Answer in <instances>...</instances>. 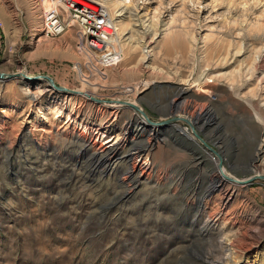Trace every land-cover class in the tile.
<instances>
[{"label": "rangeland", "instance_id": "1", "mask_svg": "<svg viewBox=\"0 0 264 264\" xmlns=\"http://www.w3.org/2000/svg\"><path fill=\"white\" fill-rule=\"evenodd\" d=\"M95 1L115 19L124 57L89 84L81 63L73 70L74 28L36 43L17 32L22 15L0 42V74L21 73L0 80V264H264V179L211 194L224 175L264 176V0ZM124 7L135 16L119 18ZM181 90L190 115L172 106ZM129 104L170 121L137 184L126 157L142 145L124 130L148 122ZM186 121L224 152L222 170ZM109 142L120 152L100 160Z\"/></svg>", "mask_w": 264, "mask_h": 264}, {"label": "built area", "instance_id": "2", "mask_svg": "<svg viewBox=\"0 0 264 264\" xmlns=\"http://www.w3.org/2000/svg\"><path fill=\"white\" fill-rule=\"evenodd\" d=\"M28 5L33 21V41L37 37L56 39L74 28L80 61L74 64L73 70L77 74L75 68L81 63L88 84L96 79L95 70L107 71L122 63L124 54L119 28L104 4L95 0H28ZM3 28L0 19V30ZM39 42L37 38L36 43ZM47 88L51 90L52 87L47 84ZM60 93L65 97L70 95L69 92Z\"/></svg>", "mask_w": 264, "mask_h": 264}, {"label": "bare ground", "instance_id": "3", "mask_svg": "<svg viewBox=\"0 0 264 264\" xmlns=\"http://www.w3.org/2000/svg\"><path fill=\"white\" fill-rule=\"evenodd\" d=\"M123 9L124 10H122V12L120 14H118V17L119 18L122 17L124 14L126 15V12L130 15V18H132L133 16H135L132 13V10L129 7H124ZM113 15L115 16V14H113ZM136 22H138V21H136ZM262 30H263V28H262ZM128 35H129V37L126 39V37ZM124 39H125V43L131 44V45H132V43H135L134 42L135 41L134 36L132 34L130 35V33H127V35L125 36ZM146 59H148V57H146ZM46 82L51 87V84L48 81H46ZM189 92L190 91H182L181 90L176 95L174 101H172V106L176 107L177 109H180V111L185 112L184 114L188 113V115H190V113H189L190 111L188 112V110L195 109V107H196V106H194L192 104V102H194V101H189V99L192 98L190 96ZM183 94L186 95V98L182 97ZM69 98L72 101V100H75L77 98V96L70 95ZM83 98H87V99H89V101H93L95 103V98H93V96H91V95H87L85 97H82V99ZM104 103L102 105H104ZM99 105H101V103ZM108 107L111 108V106H108ZM114 107H116L115 109H117L118 112L120 110L121 111L123 110V109H121V108H123V106L117 105V106H114ZM112 108H113V106H112ZM100 109H101V107H98V111H96L94 114H95V117H100V118L103 119L104 116L101 114ZM117 111H114V112L117 113ZM203 113L200 112L198 114V116L195 117V120H199V118H202L204 116V114H205V113L204 114ZM192 119H194V118L192 117ZM148 130H149V134H148ZM124 131H125V134L124 135L130 134L131 131H132V133H135L132 144H134V142L135 143L139 142L138 144L141 143V145H142V147L136 148V151L135 152H132L131 154H129L126 157L127 160H128L127 162L129 164V170H128L127 174H126L128 176L127 179H129L133 184H137L140 181V178H144L146 176V174L148 173V167H146V162L147 161L145 163H143V164L140 165L139 164V160L142 159V158H144V157H146L147 160L150 158V154L148 153L146 155V152H147V150H151V149H149V147L151 145L152 137L154 138V136H156V134H157V127H154V126L150 127L148 125V123H143V124H140V127L138 129H136V130H133V128H131V127H127V128H125ZM139 140H141V141H139ZM93 141H95V140L92 138L91 139V142H93ZM111 143L112 142H109V144L102 145L100 148H98V150L96 152V156L100 160L101 159H106L108 157L115 158L116 154L120 152L119 147L116 146V144H111ZM151 147H152V145H151ZM133 150H135V149H133ZM227 183H230L233 186L234 185L235 186H238V183L236 181H233V180L227 178L226 175H224L222 178H220L219 180H217V183H216L214 189L211 191V194H215V193H217V194L219 193L221 195L224 194V193L226 194V191L225 192H223V191H224L225 186L227 185ZM226 197H227V195H226ZM230 197L231 196H228L227 197L228 198L227 200H226L225 197H223L224 198L223 199V202L225 203V205H227V203H228L227 201H229ZM221 248L223 249V252L225 254H227V256H229V257H232L233 256L234 251H233V246H232V241L231 240L228 239L225 244H222L221 245Z\"/></svg>", "mask_w": 264, "mask_h": 264}, {"label": "water", "instance_id": "4", "mask_svg": "<svg viewBox=\"0 0 264 264\" xmlns=\"http://www.w3.org/2000/svg\"><path fill=\"white\" fill-rule=\"evenodd\" d=\"M20 75H21V73H20V74H19V73H16V74H14V75H7V74H4V73H1V74H0V80L5 81V80H7V79H9V78H11V77H17V78H20V77H19ZM23 79L28 80V81L46 80V81H48V82L52 85V88H54L56 91H60V92H72V91H74V90H69V89H67V88H65V87H59V86H57V85L55 84V82L53 81V79L50 78V77H47V76H45V77H29V76H27V75H23ZM73 93H75V92H73ZM129 105H130L134 110H136L138 113H140V114L142 115L143 118L146 119V121L148 122V125H149L150 127L154 126V127H158V128H163V127L167 126V125L170 123V121H168V122H167V121H161V122L157 121V122H153V121L150 120V118H149L148 115L144 112V110H143L142 108H139V107H137V106H135V105H133V104H129ZM174 120H176V119H174ZM172 122H173V120H172ZM186 122H187L190 126L193 127V125H192L189 121H186ZM193 134H194L195 136L198 137L199 142H200L202 145H205L210 151H212V152L218 157V161H219L218 168H219L220 170H222V169L224 168V167H223V162H224V158H223V157L225 156V155H223L222 153H224V152L221 151L222 153H219V152L215 151L213 148L209 147V145L205 142V140L201 139V137H199V136L197 135V132L195 131L194 127H193ZM219 150H221V149H219ZM253 163H254V162H253ZM258 178H260V179H264V176H257V177L250 178V179H247V180H239V179H237V180H238V185H240V184H243V185H250V184H252V182H253L255 179H258ZM216 182H217V180H216Z\"/></svg>", "mask_w": 264, "mask_h": 264}, {"label": "crops", "instance_id": "5", "mask_svg": "<svg viewBox=\"0 0 264 264\" xmlns=\"http://www.w3.org/2000/svg\"><path fill=\"white\" fill-rule=\"evenodd\" d=\"M20 1L22 0H0V19L4 23V28L0 30V42L2 39L7 40V34L11 33V31L14 30L12 27V23L16 18L18 19L22 15L23 18H21L24 22H26L27 26H24L23 29L17 30V32L21 35L24 31L30 32L32 29L33 24L31 21V17L28 16L29 14H31L30 8L29 6L27 7L25 3L23 5L22 3H19ZM25 1L28 5V0ZM22 7H24V10H26L24 11ZM17 11H19V13H17Z\"/></svg>", "mask_w": 264, "mask_h": 264}, {"label": "flooded vegetation", "instance_id": "6", "mask_svg": "<svg viewBox=\"0 0 264 264\" xmlns=\"http://www.w3.org/2000/svg\"><path fill=\"white\" fill-rule=\"evenodd\" d=\"M205 116V118L207 117V119L209 118V116L208 115H204ZM204 116H203V118H204Z\"/></svg>", "mask_w": 264, "mask_h": 264}]
</instances>
